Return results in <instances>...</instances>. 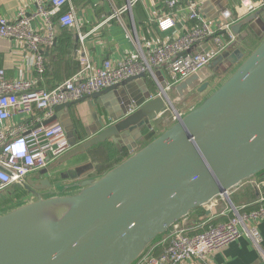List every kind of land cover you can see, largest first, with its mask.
<instances>
[{
    "label": "water",
    "instance_id": "1",
    "mask_svg": "<svg viewBox=\"0 0 264 264\" xmlns=\"http://www.w3.org/2000/svg\"><path fill=\"white\" fill-rule=\"evenodd\" d=\"M215 1L200 11L211 20L222 12H208ZM233 32L237 49L177 83L174 93H203L218 77L216 67L240 65L158 136L157 123L176 107L168 83H160L163 97L156 96L146 75L56 107L60 113L86 102L92 132L77 129L70 113L45 123L60 119L72 149L16 185L28 196L21 206L0 211V264H135L175 224L217 198L237 209L230 192L254 177L264 182V8L235 24ZM253 35L263 39L251 50ZM130 137V150L141 139L149 143L100 176L82 179L93 164L71 162L108 140ZM64 163L70 167L61 177L73 181L69 186L47 177Z\"/></svg>",
    "mask_w": 264,
    "mask_h": 264
},
{
    "label": "built area",
    "instance_id": "2",
    "mask_svg": "<svg viewBox=\"0 0 264 264\" xmlns=\"http://www.w3.org/2000/svg\"><path fill=\"white\" fill-rule=\"evenodd\" d=\"M69 1L38 0L35 13L28 15L21 11L15 21L0 16V37L25 43L35 56L38 73L36 79L9 80L6 70L0 68V192L25 182L27 177L48 168L72 149L60 121L45 124L54 117L56 107L118 87L134 77L151 75L155 79L157 67L167 68L175 86L228 53L238 41L233 26L264 8V0H243L239 7L225 8L218 18L211 20L201 14L200 2L181 4L178 0H164L163 8L151 17L162 33L180 27L181 34L178 32L165 42L154 40L146 48L140 46L134 54L117 62L96 63L82 48L78 72L52 89L42 88L39 84L46 69L43 48L54 45L56 25L77 26L73 9L65 10ZM136 1L139 0H129L127 7L115 10L114 17L125 27L121 16L131 11ZM150 1L154 7L158 6L156 0ZM37 20L42 21L45 34L32 27ZM79 38L84 44L85 36L79 33ZM156 82L160 87L157 79ZM169 90L167 87L166 92ZM162 95L161 92L159 96ZM174 111L171 119L175 122L182 113ZM17 116L21 122L12 124ZM259 188L264 189V182ZM262 222L264 194L252 207H231L226 220L218 223L207 221L192 225L187 219L180 221L156 240L135 264H206L212 253L244 237L250 239L264 260L263 238L258 228Z\"/></svg>",
    "mask_w": 264,
    "mask_h": 264
},
{
    "label": "crops",
    "instance_id": "3",
    "mask_svg": "<svg viewBox=\"0 0 264 264\" xmlns=\"http://www.w3.org/2000/svg\"><path fill=\"white\" fill-rule=\"evenodd\" d=\"M37 1L38 0H0V16L9 21H15L21 11L26 12L28 15H32L37 11ZM42 1L48 2V0ZM156 1L158 8L154 7L150 0L136 1L131 11L128 10L121 16L122 21L127 25V27H125L120 23L117 17H114V13L116 9H124L127 7L129 0H70L65 10L68 11L73 9L77 26L63 28L56 25V40L54 45L51 47H44L42 50L45 57L46 69L42 76L41 83L39 84L40 87L52 89L72 78L79 70V50L82 48L88 51V54L96 63H100L104 60L117 62L127 55L134 54L140 49V46L146 48L147 44L154 40L165 42L170 40V38L178 32L181 34L180 27L167 31L166 33L161 32L158 23L154 21L151 16H153V12L157 11V9L163 8L161 2L164 0ZM178 1L181 4H187L193 0ZM194 1L201 3V11L203 4L208 0ZM242 1L243 0H216L211 4L208 12L210 15H215L218 13V8H222V11L225 8L235 9L241 5ZM32 27L43 34L46 32L41 20L35 21ZM79 33L85 36L84 44L81 43ZM259 39L261 38L256 37V40ZM235 49H237V47L231 49L229 53H232ZM0 68L6 70L9 80L38 78V73L35 68V56L25 43L16 39H5L0 37ZM227 68V65H221L216 67L214 71L218 72L222 69L226 70ZM154 73L155 79L151 75H147L145 78L146 84L154 95L159 96L161 93V89L156 82L157 79L160 83L164 81L168 83V87L170 88L168 92L172 93V99L175 102L183 101V98L174 93V78L166 67H157L154 69ZM126 83L127 81L118 87L121 89ZM137 93L143 94L140 87L137 88L136 94ZM134 110L135 107H132V111ZM187 110L189 111V109ZM186 112L187 111H181V113ZM67 113H70L77 129L86 127L91 131V127L94 125V119L86 102L75 104L70 110H64L60 113L55 111L54 116L59 115V117L63 118ZM101 113L106 115L105 110H101ZM20 120L21 118L17 116L11 123L15 124L21 122ZM57 121H60V119ZM173 124L174 121L168 116V113L162 115V118L157 123L156 136L163 133ZM142 133L145 135L148 133V130L144 128L142 129ZM131 139L132 137L127 140H120L118 143L108 140L104 142V144L99 145V147H103V149H108V147H106L108 144L114 148L116 155L114 154L115 157L108 163L102 164L104 160L102 152L104 151L98 147H93V154H101L97 159V161L101 163L98 164L94 162L92 158L90 160L92 153L90 154L89 151L73 158L71 162L78 161L79 164H93V169L82 179L100 176L149 143L141 139L138 141L137 147L130 150L127 147V143L130 144ZM57 161L58 160L54 161L51 165ZM68 164L69 163H64L55 167L47 177H49L54 184L61 183L64 186H69L73 181L71 179H62L61 177L64 173L66 174L67 169L70 167ZM102 165L105 167V170L103 171L104 173L101 174L99 169ZM260 184V177H254L234 188L230 192V197L235 207L241 209L243 207L254 206L261 195L264 194V189L259 188ZM230 210V203L225 198L219 197L209 205L201 208V210L197 209L196 213L191 215L188 221L192 225H196L198 222L209 221L211 223H216L224 221L229 215ZM258 228L263 238L262 250L264 252V222L260 223ZM206 264H264V260L261 253L254 249L250 239L244 237L240 241L212 253Z\"/></svg>",
    "mask_w": 264,
    "mask_h": 264
},
{
    "label": "rangeland",
    "instance_id": "4",
    "mask_svg": "<svg viewBox=\"0 0 264 264\" xmlns=\"http://www.w3.org/2000/svg\"><path fill=\"white\" fill-rule=\"evenodd\" d=\"M262 39L263 38L256 40V37L254 35L251 36L250 37V40H251L250 42L252 43V45L250 47L251 50H253V47L255 48L256 46H258L259 43L262 41ZM239 65L236 64V65H233L232 67L227 68L226 70H224V69L220 70V75L212 80L210 89H208L207 91H205L203 93H199L197 91H194L192 93V95H190L189 97L183 98V101H181V102H178V101L175 102L174 101V106L176 107V110H178L179 112H181V111L184 112V111H188L187 109L190 110V109L194 108L195 106L199 105L205 98H207L216 89H218L227 80V78L236 70V68ZM174 113H175V111L173 109H171L170 112H168V116L171 117V115ZM92 155L93 156H91V157H95L96 158L95 160H97L101 154H92ZM91 157H90V160H91ZM104 163L105 162L102 161V164H104ZM27 196H28V193L25 190L20 189L17 186L10 188L6 192H4L3 195H0V211H8V210H12L16 207L21 206L24 202L23 199ZM195 213H196V210L193 211L190 214V216H188L185 219L188 220L189 217H191V215H193ZM216 223H218V222H216Z\"/></svg>",
    "mask_w": 264,
    "mask_h": 264
},
{
    "label": "trees",
    "instance_id": "5",
    "mask_svg": "<svg viewBox=\"0 0 264 264\" xmlns=\"http://www.w3.org/2000/svg\"><path fill=\"white\" fill-rule=\"evenodd\" d=\"M102 144H104V143H102ZM101 145V144H100ZM105 145H107V144H105ZM104 145V146H105ZM95 147H98V148H100L99 147V145H97V146H95ZM106 147H108V149H103V147L102 148H100V149H102L104 152H102L103 153V158H104V160H103V162H105V163H108L112 158H114L115 157V152H114V148H112V146L110 145L109 146V144L106 146ZM110 147V148H109ZM110 149V150H109ZM89 153L91 154H93L94 153V151H93V148L92 149H90L89 150ZM115 154V155H114ZM92 156V155H91ZM92 158V160L94 161V162H96V163H101L100 161H97V160H95L96 158L95 157H91ZM104 163V164H105ZM108 166V165H107ZM105 167L102 165L101 167H100V169H99V171L101 172V174L102 173H104L103 171L105 170L104 169ZM13 187H16V186H13ZM13 187H11V188H13ZM10 189V188H9ZM8 189V190H9ZM7 190H5V191H3V192H0V195H3V193L4 192H6ZM199 210H201V208L199 209Z\"/></svg>",
    "mask_w": 264,
    "mask_h": 264
},
{
    "label": "flooded vegetation",
    "instance_id": "6",
    "mask_svg": "<svg viewBox=\"0 0 264 264\" xmlns=\"http://www.w3.org/2000/svg\"><path fill=\"white\" fill-rule=\"evenodd\" d=\"M219 75H220V71L217 72V76H219Z\"/></svg>",
    "mask_w": 264,
    "mask_h": 264
}]
</instances>
